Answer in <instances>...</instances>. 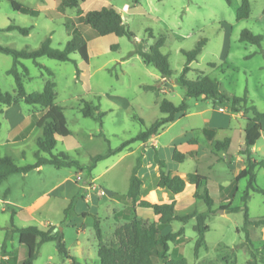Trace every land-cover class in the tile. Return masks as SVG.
Listing matches in <instances>:
<instances>
[{
    "label": "rangeland",
    "instance_id": "rangeland-1",
    "mask_svg": "<svg viewBox=\"0 0 264 264\" xmlns=\"http://www.w3.org/2000/svg\"><path fill=\"white\" fill-rule=\"evenodd\" d=\"M14 1L37 10L38 15L16 12L8 1L0 0V46L15 50L35 49L50 37L51 47L62 49L70 39L71 31L77 27L81 29L76 10L67 9L64 13L56 10L60 0ZM249 4V17L236 21L240 0H230V5L225 0H85L81 3L79 8L83 13L102 7L115 9L134 39L107 35L88 41L87 63L76 53L70 55L69 62L38 59L39 64L51 71V77L31 60L22 61L28 70L23 78L26 93L41 92L45 83L52 81L55 84L54 102L63 109L71 133L65 138H56L51 154H66L87 167L92 157L104 155L124 141L136 138L145 127L161 117L159 104L162 100H169L174 105L182 102L185 90L177 79L185 63L183 52L192 50L202 39L206 43L190 64L185 78L195 82L200 76H208L218 82L222 91L246 97L248 106L253 105L257 112L264 114V0H249ZM124 7H127L125 12ZM9 25L30 31L27 35L4 31ZM244 29L262 37L259 46L239 41ZM159 37L164 38L160 52L167 56L172 73L165 79L153 66L144 64L139 56L132 54L139 44L148 51ZM11 66L12 58L0 53V89L12 94L14 80L7 75ZM84 102L91 103L103 114L101 123L81 115ZM186 103V115L181 118L177 115L148 141L140 173L144 193L155 186L158 173L153 162L152 147H155L168 170L185 174L197 171L207 176V188L214 206L213 213L205 221L208 226L204 235L205 248L196 258L193 256L194 220L173 222L165 229L164 232H176L180 228L184 231L181 240L170 244L169 257L182 255L188 264H247L249 261L264 264V227L251 228L249 244L239 247L244 241V233L236 230L242 228L243 213L219 212L222 206L241 205L240 198L248 178L236 183L237 191L232 198L225 197L227 200L224 201L223 197L230 194L235 176L246 167L245 156L237 155L242 143V136L238 134L252 114L233 113L229 104H213L202 98L187 99ZM44 111L22 102L10 107L0 106L1 156L12 158L20 167L35 163L37 140L42 137L35 122ZM217 126L221 129L217 131L216 139H230L228 155L222 160H219L220 153L215 156L207 148L209 146L206 147L201 132L204 127ZM261 129V137L251 153L256 162H264V120ZM189 139L198 142V161L188 158L182 164L172 162L173 149L182 152ZM140 151L141 144L133 142L119 154L97 162L91 171L81 173L73 167L45 165L25 175L9 176L0 185V259L3 252H11L16 264H22L26 258V248L18 244L12 228L33 226L47 230L54 227L62 232L65 248L72 258L81 264H99L94 220L90 216L82 217L81 213L97 216L104 241L108 243L113 239L114 230L126 221L119 217L123 204L112 195L127 192L129 177ZM253 173L256 186L264 189V167L257 165ZM79 191H83V198L77 202L76 212L65 218L64 210ZM175 203L179 216L202 213L207 209L201 200L192 197L190 188L182 196H177ZM247 208L251 219L263 218L264 196L249 192ZM136 216L147 224L157 220L145 208H139ZM220 244L238 247L234 252V263L231 258L227 262L220 260L218 253L221 249H217ZM57 247V242L43 244L33 264H72L70 259L58 254Z\"/></svg>",
    "mask_w": 264,
    "mask_h": 264
},
{
    "label": "trees",
    "instance_id": "trees-1",
    "mask_svg": "<svg viewBox=\"0 0 264 264\" xmlns=\"http://www.w3.org/2000/svg\"><path fill=\"white\" fill-rule=\"evenodd\" d=\"M9 2L12 10L20 12L24 15L37 16L38 11L28 8L14 0H6ZM85 0H60L56 10L59 13H64L67 9L76 10V14L80 18L81 29L74 28L71 31V37L62 49H54L51 47L50 37H47L38 48L15 50L8 47L0 46V53L10 56L12 58V66L7 71V75L14 80V92H3L0 89V106L10 107L14 104L22 102L25 105L39 107L45 110V113L36 120L35 125L42 131V137L37 140V151L34 153L35 163L27 166H17L13 159L8 156L0 155V185L6 179L14 174L25 175L29 171L38 169L45 165L54 166L56 168H75L79 173L83 171H91L94 165L110 157L119 154L124 149L128 148L133 142L141 144L140 155L136 160L135 166L131 171L129 177L128 189L124 195L113 194L112 198L123 204V208L119 212V217L126 221L122 226L116 228L113 232V239L110 242H105L100 228L99 219L95 215L88 213H81L82 217L90 216L93 218V228L95 238L98 243L97 256L99 264H188L186 259L179 255L170 258V244H175L183 238L184 231L182 228L176 232H164L165 229L173 222L187 223L194 220L193 231L196 234V239L193 246V256L196 258L199 251L205 248L204 235L208 231V226L205 221L208 215L213 213L214 201L209 195L207 188L208 177L199 174L197 171L188 173L186 179L178 175H172L170 171H166V162L158 155L155 147L153 150V162L158 169V180L156 186L158 188H165L172 194H179L183 192L186 183L192 184L195 188L193 198L201 200L205 206L206 211L202 213L192 212L179 216L175 212V202L170 203H151L146 200H138L140 195V188L142 181L138 176V171L142 165V159L145 149L149 147L148 141L152 136L157 135L158 131L167 124L174 121L175 117L179 115L183 117L188 106L187 99H205L211 100L213 104H229V108L233 113H241L243 116L250 113L252 117L246 119L245 127L243 128V150L240 151L245 156L246 167L234 178L231 184V192L229 198H232L236 193V183L243 178H248L246 189L240 198L241 205L235 207L222 206L221 210L228 213H243V225L238 233H244V241L239 245L249 244V230L253 227H264V217L251 219L248 215L247 201L249 199V192L261 194L264 196V189L259 188L255 184L254 168L257 165L264 167V162H256L252 156V148L261 136V121L264 120V114L257 112L253 105L248 106L246 97H236L222 91L216 80L208 76H200L197 81H190L185 78V75L190 71V64L200 54L206 41L200 40L195 47L183 52L185 56V63L181 70V75L177 79V83L185 90V97L179 105H174L169 100H162L159 104V112L161 117L145 127L134 139L124 141L118 148L109 149L104 155H96L91 158V164L87 167L80 165L77 161L71 160L68 155L60 154L58 156L52 155L51 152L56 146V137L65 138L71 133L66 125V119L63 114V109L55 104V84L52 81H47L41 92L26 93L23 84V78L27 76L28 70L22 64L23 60H31L35 66L43 69L48 77L52 76L49 69L37 62L40 58H48L59 62H69L71 54H78L81 60L88 62V41L104 37L107 35H114L116 37H126L134 39V35L125 27L122 22L121 15L113 8L102 7L99 10H92L83 13L79 8L80 4ZM230 5V0H225ZM250 4L249 0H240V5L236 10V21H242L249 17ZM4 31H18L22 35H27L30 31L28 28H21L16 25H9ZM262 37L256 35L251 31L244 29L240 32L239 41L259 46ZM164 44V38L159 37L156 42L150 46L148 51L142 49L139 44L132 54L140 57L144 64L153 66L162 79L169 78L171 71L169 70L167 56L160 52V48ZM213 66V65H210ZM148 88V87H146ZM80 113L85 118H91L99 123L103 114L98 112V108L91 103L84 102ZM139 123L144 126L141 119ZM205 141L211 152L218 156L220 153H226L229 149L230 139L223 140L214 139L215 129L204 128L202 130ZM189 144H196L194 139L188 140ZM48 155L47 157L44 155ZM196 152L183 153L177 148H174L171 155V161L177 164H182L188 158H195ZM219 160H222L220 157ZM83 198V191H79L74 195L66 209L64 210L65 218L75 213V206L77 202ZM151 198H156L151 194ZM145 208L152 211L157 218L155 222L147 224L142 219L136 216V208ZM54 227L47 230H41L38 227L12 228L11 231L17 235V242L19 245L26 248V258L22 264H33L36 259L40 247L48 242H57V252L64 259H70L72 264H81L72 258L64 245L63 234L57 229L52 233ZM264 248V240L262 243ZM238 247L230 248L223 244L218 245L217 249H221L218 257L221 261L227 262L231 258V263L235 262V250ZM6 258L0 259V264H16L15 258L10 252H3ZM252 256V254H251ZM247 264H257L255 261H249Z\"/></svg>",
    "mask_w": 264,
    "mask_h": 264
},
{
    "label": "crops",
    "instance_id": "crops-1",
    "mask_svg": "<svg viewBox=\"0 0 264 264\" xmlns=\"http://www.w3.org/2000/svg\"><path fill=\"white\" fill-rule=\"evenodd\" d=\"M218 112H220V111H218ZM223 112V111H222ZM222 112H220V113H222ZM45 113V111L43 112V114ZM42 114V115H43ZM237 114H241V113H237ZM186 115V114H185ZM184 115V116H185ZM242 115V114H241ZM178 118V117H177ZM176 118V119H177ZM179 118H181L180 116H179ZM175 120V119H174ZM204 128H213V129H215V136H214V139H216V135H217V131L218 130H220L221 129V127L220 126H217V127H204ZM203 128V129H204ZM202 129V130H203ZM202 130H201V132H202ZM202 135H203V133H202ZM238 136L239 137H241L242 136V143H240V147H241V150L240 151H242L243 150V145H244V143H243V130H242V132H241V134H240V132H239V134H238ZM204 137V136H203ZM261 137V136H260ZM56 138H58V137H56ZM189 140H191V139H189ZM195 140V139H194ZM217 140V139H216ZM204 142H205V145H206V147L208 146V143L205 141V138H204ZM255 146V145H254ZM207 148H209V147H207ZM254 148V147H253ZM253 148H252V150H253ZM147 149V148H146ZM199 149V147H198V142L196 143V144H189L188 143V140H187V146H186V148L182 151L183 153H190V152H196L197 153V150ZM210 149V148H209ZM229 150V149H228ZM180 151V150H179ZM240 151L238 152V154L237 155H240L241 153H240ZM181 152V151H180ZM228 152V151H227ZM221 153V156L220 157H222V159H225V157H226V155H228V153ZM145 153V152H144ZM242 155V154H241ZM144 156V155H143ZM244 156V155H243ZM191 159H194L195 161H198V153H197V156L195 157V158H191ZM143 160V159H142ZM241 161H242V159H241ZM175 163V162H174ZM177 164V163H176ZM143 161H142V165H141V168L139 169V171H138V176L140 177V173H141V171H142V168H143ZM156 168H157V166L154 164V169L156 170ZM39 169V168H38ZM176 169V168H175ZM243 170V169H242ZM241 170V171H242ZM157 171H158V169H157ZM166 171L168 172V171H170L171 172V174L172 175H178V176H180L181 178H183V179H186V176H187V174H185V173H180V172H178L177 170H168L167 168H166ZM240 173V172H239ZM238 173V174H239ZM237 174V175H238ZM236 175V176H237ZM235 176V177H236ZM141 179V178H140ZM157 180H158V173L156 174V181H155V186L153 187V188H151V189H149V191H147V192H145L144 193V187H145V185H144V182L142 181V179H141V181H142V185H141V188H140V195H139V197H138V200H146V201H148V202H150L149 200H153L152 198H151V194L156 198V200H153V201H151V203H159V202H157L158 200H163L162 202H160L159 204H162V203H170V202H175V199H177V196H182L183 194H184V191H186L188 188H190L191 189V194H192V197H193V193H194V191H195V188H194V186L192 185V184H189V183H186V185H185V188H184V190H183V192H181V193H179V194H172V193H170L167 189H165V188H158L157 186H156V183H157ZM230 195V194H229ZM229 195H227V196H224L223 198H224V201L225 200H227L228 198H229ZM159 197H161V198H159ZM225 197H227V199H225ZM214 201V200H213ZM175 207H176V203H175ZM139 209V207L138 208H136V211ZM151 211V210H150ZM76 212V211H75ZM176 212V211H175ZM151 213H152V211H151ZM153 214V213H152ZM1 247V246H0ZM11 253V252H10ZM2 258H6V256H3L2 255ZM1 258V259H2Z\"/></svg>",
    "mask_w": 264,
    "mask_h": 264
},
{
    "label": "water",
    "instance_id": "water-1",
    "mask_svg": "<svg viewBox=\"0 0 264 264\" xmlns=\"http://www.w3.org/2000/svg\"><path fill=\"white\" fill-rule=\"evenodd\" d=\"M219 212H220V213H223V210H220ZM56 231H57V229H54L52 233H54V232H56Z\"/></svg>",
    "mask_w": 264,
    "mask_h": 264
},
{
    "label": "built area",
    "instance_id": "built-area-1",
    "mask_svg": "<svg viewBox=\"0 0 264 264\" xmlns=\"http://www.w3.org/2000/svg\"><path fill=\"white\" fill-rule=\"evenodd\" d=\"M126 9H127V7H124V8H123V12H125V11H126ZM220 111H222V109H220Z\"/></svg>",
    "mask_w": 264,
    "mask_h": 264
}]
</instances>
